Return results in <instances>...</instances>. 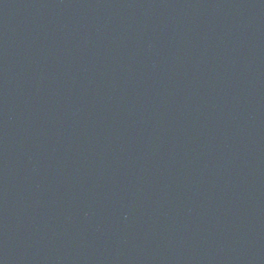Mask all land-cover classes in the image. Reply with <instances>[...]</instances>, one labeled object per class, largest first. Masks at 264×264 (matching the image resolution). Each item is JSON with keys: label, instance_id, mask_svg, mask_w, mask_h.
<instances>
[{"label": "water", "instance_id": "95a60500", "mask_svg": "<svg viewBox=\"0 0 264 264\" xmlns=\"http://www.w3.org/2000/svg\"><path fill=\"white\" fill-rule=\"evenodd\" d=\"M0 264H264V0H0Z\"/></svg>", "mask_w": 264, "mask_h": 264}]
</instances>
